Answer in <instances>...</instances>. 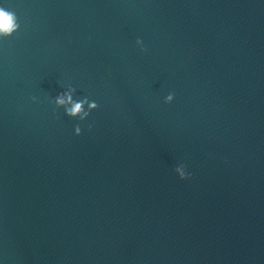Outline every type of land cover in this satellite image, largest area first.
<instances>
[{
  "label": "water",
  "instance_id": "95a60500",
  "mask_svg": "<svg viewBox=\"0 0 264 264\" xmlns=\"http://www.w3.org/2000/svg\"><path fill=\"white\" fill-rule=\"evenodd\" d=\"M0 6V264H264V0Z\"/></svg>",
  "mask_w": 264,
  "mask_h": 264
},
{
  "label": "clouds",
  "instance_id": "9594fccd",
  "mask_svg": "<svg viewBox=\"0 0 264 264\" xmlns=\"http://www.w3.org/2000/svg\"><path fill=\"white\" fill-rule=\"evenodd\" d=\"M20 29L19 18L15 11L6 9L3 6H0V38H5L12 36ZM138 44H142V40H137ZM76 88L72 85H69L67 90L60 92L55 98L54 103L57 107H63L65 113L70 117H79L81 121L86 120L92 110H95L99 107V104L95 100H90L87 96L77 100L74 98V93ZM175 93H170L166 98V102L170 103L173 101ZM33 100H36V97H32ZM87 106V107H86ZM91 127V125H89ZM82 131L80 125L75 127L76 134H80ZM186 165L180 164L175 168V171L179 173L181 179H186L190 173L186 172Z\"/></svg>",
  "mask_w": 264,
  "mask_h": 264
}]
</instances>
